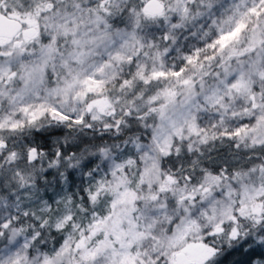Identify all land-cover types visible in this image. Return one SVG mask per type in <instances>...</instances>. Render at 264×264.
<instances>
[{
  "label": "snow or ice",
  "instance_id": "6c2138e0",
  "mask_svg": "<svg viewBox=\"0 0 264 264\" xmlns=\"http://www.w3.org/2000/svg\"><path fill=\"white\" fill-rule=\"evenodd\" d=\"M0 264H264V0H0Z\"/></svg>",
  "mask_w": 264,
  "mask_h": 264
}]
</instances>
